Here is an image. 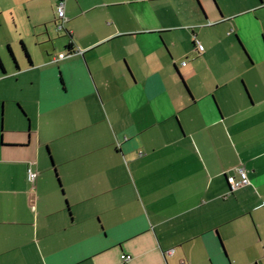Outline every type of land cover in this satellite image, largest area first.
Masks as SVG:
<instances>
[{
  "label": "crops",
  "instance_id": "obj_1",
  "mask_svg": "<svg viewBox=\"0 0 264 264\" xmlns=\"http://www.w3.org/2000/svg\"><path fill=\"white\" fill-rule=\"evenodd\" d=\"M60 1L0 0V264H264V0Z\"/></svg>",
  "mask_w": 264,
  "mask_h": 264
},
{
  "label": "built area",
  "instance_id": "obj_2",
  "mask_svg": "<svg viewBox=\"0 0 264 264\" xmlns=\"http://www.w3.org/2000/svg\"><path fill=\"white\" fill-rule=\"evenodd\" d=\"M56 13H57L58 19H60V21H61L59 23V25H58V29L62 30L63 29V24L67 21L66 16H65L64 0H61L57 4V6H56ZM195 44H196L197 50L200 53H202V52L205 51L204 45L197 38H195ZM67 55H68V53H62L58 57H56V60L65 58ZM236 171L241 175L242 181L244 183L248 182L247 172H246V170H245L244 167L240 166V167L236 168ZM37 174L38 173L31 166L28 168V171H27L28 181L33 186L36 183ZM228 182L230 184L231 190H234V189L237 188L238 184L234 180V175H232V174H229L228 175ZM123 258L124 259H129V258H131V256L130 255H124Z\"/></svg>",
  "mask_w": 264,
  "mask_h": 264
},
{
  "label": "rangeland",
  "instance_id": "obj_3",
  "mask_svg": "<svg viewBox=\"0 0 264 264\" xmlns=\"http://www.w3.org/2000/svg\"><path fill=\"white\" fill-rule=\"evenodd\" d=\"M210 1V0H209ZM213 1V3H214V0H212ZM217 1V3H218V5L220 6V0H216ZM228 1H230V0H228ZM212 3V2H211ZM212 3V4H213ZM176 4H178L177 2H176ZM221 4H222V2H221ZM214 5V4H213ZM220 8H221V6H220ZM261 40H262V42H263V37L261 36ZM264 43V42H263ZM7 63L8 64H10L11 66H14V64H13V60L10 58V56H9V54H8V61H7ZM9 65V66H10ZM259 67L260 68H262V69H264V65H259ZM5 84H6V81H4V82H1L0 83V91L2 90V88H1V86H3V87H5ZM16 105V104H15ZM33 107H34V105H33ZM2 117V106H1V110H0V118ZM4 119H5V112H4ZM26 122H27V125H29V119L28 118H26Z\"/></svg>",
  "mask_w": 264,
  "mask_h": 264
},
{
  "label": "trees",
  "instance_id": "obj_4",
  "mask_svg": "<svg viewBox=\"0 0 264 264\" xmlns=\"http://www.w3.org/2000/svg\"><path fill=\"white\" fill-rule=\"evenodd\" d=\"M22 46H23V50H24V52L26 53V56H27V57L29 58V60L31 61V59H30V55H29V53H28V51H27L25 45L22 44ZM70 48H71V47H70ZM10 53H11V55L13 56V52H12L11 49H10Z\"/></svg>",
  "mask_w": 264,
  "mask_h": 264
}]
</instances>
